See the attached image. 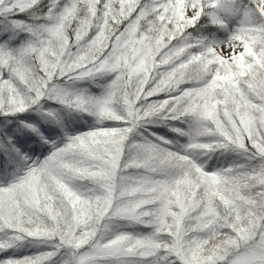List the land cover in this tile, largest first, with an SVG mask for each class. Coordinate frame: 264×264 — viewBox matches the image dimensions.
Returning a JSON list of instances; mask_svg holds the SVG:
<instances>
[{
  "label": "snow or ice",
  "instance_id": "obj_1",
  "mask_svg": "<svg viewBox=\"0 0 264 264\" xmlns=\"http://www.w3.org/2000/svg\"><path fill=\"white\" fill-rule=\"evenodd\" d=\"M0 264H264V0H0Z\"/></svg>",
  "mask_w": 264,
  "mask_h": 264
}]
</instances>
